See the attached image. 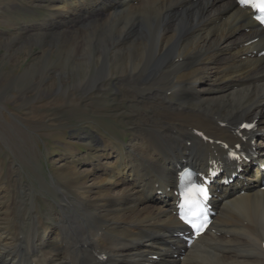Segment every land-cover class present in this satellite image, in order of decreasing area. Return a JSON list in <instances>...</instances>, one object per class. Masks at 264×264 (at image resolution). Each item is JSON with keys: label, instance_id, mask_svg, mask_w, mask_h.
<instances>
[{"label": "bare ground", "instance_id": "6f19581e", "mask_svg": "<svg viewBox=\"0 0 264 264\" xmlns=\"http://www.w3.org/2000/svg\"><path fill=\"white\" fill-rule=\"evenodd\" d=\"M46 1L57 30L63 19L103 17L84 33L27 37L24 44L50 46L32 67L53 63L74 73L71 85L85 98L111 96L114 104L105 114L89 104V114L66 112L92 129L86 151L61 156L50 175L59 202L52 227L35 197L23 221L15 212L24 199L4 200L0 187V264H264V29L251 12L237 0ZM254 120L257 129L242 142L240 125ZM233 147L245 148L250 161L227 165ZM213 160L231 173L244 170L227 187L218 183L226 174L214 182L216 232L186 247L175 236L179 167ZM75 214L82 229L71 234Z\"/></svg>", "mask_w": 264, "mask_h": 264}, {"label": "rangeland", "instance_id": "374dc122", "mask_svg": "<svg viewBox=\"0 0 264 264\" xmlns=\"http://www.w3.org/2000/svg\"><path fill=\"white\" fill-rule=\"evenodd\" d=\"M46 2L0 0V187L6 185L1 193L4 200L13 194L24 199V204L15 212L17 217L23 221L28 219L32 209L31 198L35 197L45 221L52 223L46 226L52 227L59 202L51 192L50 175L58 171L61 156L86 151L87 144L83 138L92 129L90 124H78L65 114L75 110L77 117L89 114L84 107L88 104L97 109V114H105L109 113L106 107L114 102L111 96L108 99L106 95L99 97L94 93L85 98L81 89L71 85L74 73L63 71L53 63L48 69L32 67L43 58V50L50 46L24 44L27 37L63 29L73 30L70 33H84L90 27V20L103 17V14H93L85 15L81 21L63 19L64 27L57 30L55 20L49 21L51 16ZM51 57L57 58L55 52ZM98 127L110 128V133L126 140L134 137L123 126ZM49 130L57 131V134L48 138L45 133ZM71 151L73 154H67ZM80 220L81 215L75 214L71 234L81 231ZM20 236L24 238L26 234ZM20 253L25 254V251ZM37 263L43 264L41 261Z\"/></svg>", "mask_w": 264, "mask_h": 264}, {"label": "snow or ice", "instance_id": "6c2138e0", "mask_svg": "<svg viewBox=\"0 0 264 264\" xmlns=\"http://www.w3.org/2000/svg\"><path fill=\"white\" fill-rule=\"evenodd\" d=\"M244 2H247V0H244ZM257 6L260 7L261 11H264V0H260V4ZM197 191L202 192L203 189H198Z\"/></svg>", "mask_w": 264, "mask_h": 264}]
</instances>
